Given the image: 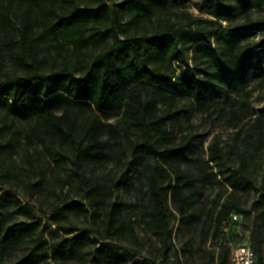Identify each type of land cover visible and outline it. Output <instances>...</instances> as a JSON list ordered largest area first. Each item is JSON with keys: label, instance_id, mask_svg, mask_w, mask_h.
Returning <instances> with one entry per match:
<instances>
[{"label": "trees", "instance_id": "obj_1", "mask_svg": "<svg viewBox=\"0 0 264 264\" xmlns=\"http://www.w3.org/2000/svg\"><path fill=\"white\" fill-rule=\"evenodd\" d=\"M215 1L227 9L229 3L242 5L244 0ZM12 3L21 7L14 59L22 74L0 77V109L13 118H31V132L43 131L54 140L53 148H60L62 140L70 144L76 161L99 160L113 150L122 137L121 121L148 136L142 143L143 151L156 153L160 139L168 137V131L161 124L164 116L158 113V103L169 107L176 98L185 96L197 108L214 107L218 103L205 107L204 100L211 94L216 77L231 74L241 81L246 72L252 71L259 75L257 85L264 87V63L255 52L264 50V18L245 17L221 29L198 23L186 11L180 12L183 17L177 21L156 15L155 0H6L0 8V28L7 35L13 29L8 9ZM178 14L175 12L177 17ZM224 19L229 21L230 17ZM255 32L259 33L257 38L243 43V38ZM41 42L92 53L84 62L76 60L71 66L45 73L39 68ZM198 51L205 54L209 65L215 68L214 73L200 74L189 65L188 54L191 52L195 59ZM250 93V89L244 90L242 104L234 103L230 108L232 116L242 122L236 125L233 143L223 145L215 136L207 146V161L232 189L226 197L222 191L215 194L206 211L207 219L214 222L221 234L223 230L237 234L238 228L246 230L242 218L235 221L230 217L232 213H240L231 211L238 207L233 200L234 192L252 189L262 168L258 155H263L264 150V104L261 113L252 117L254 112L247 106ZM82 104L89 108V113L79 119L74 106ZM111 118L118 120L111 122ZM190 144L191 139L184 134L176 143L177 152L182 153ZM137 163L135 160L128 167L125 179L121 180L124 187L139 172ZM151 169L146 178L149 223L158 232L168 234L164 200L170 196L181 212L190 201L183 185L193 188L191 194L197 193V188L190 178L181 182L180 172L176 173L173 184L164 186L162 180L169 177L168 169L162 164ZM260 189L262 196L253 205L257 213L248 237L256 255L255 264H263L264 172ZM71 203L86 211L79 201ZM8 206L36 217L32 207L21 204L8 190H3L1 216L4 217L3 209ZM120 207V203L112 204L108 225L116 219ZM60 228L61 233L50 231L53 233L50 260L41 264L79 261L85 257L88 262L99 264H160L149 258L138 259L108 242L89 250L93 241L89 232ZM32 229L29 221L7 224L0 218V264H22L34 252L40 243L30 235ZM27 239L34 242L29 252L18 259L11 258ZM226 256L225 250L220 263L226 261ZM175 260L178 262L177 254Z\"/></svg>", "mask_w": 264, "mask_h": 264}, {"label": "rangeland", "instance_id": "obj_2", "mask_svg": "<svg viewBox=\"0 0 264 264\" xmlns=\"http://www.w3.org/2000/svg\"><path fill=\"white\" fill-rule=\"evenodd\" d=\"M4 2L6 0H0V8ZM227 7L218 6L215 0H155L154 3L156 15L177 21L183 17L180 12L186 11L197 18L198 23L221 29L241 22L245 17L264 18V0H244L242 5L231 2ZM8 9L13 29L7 35L0 28V77L22 74V68L14 59L21 7L12 3ZM175 12L179 13L178 17ZM226 16L230 17L229 21L224 19ZM258 36L259 33L255 32L243 38V43ZM255 52L264 63V50ZM90 53L41 42L38 45L39 68L45 73L55 72L61 66H71L76 60H88ZM188 62L200 74L215 72L201 51L197 52L195 59L190 52ZM177 67L175 63L174 68ZM258 81L259 75L252 71L246 72L241 81L231 74L214 78L212 92L204 100L205 107L218 103L214 107L197 108L185 96L176 98L169 107L159 102L158 113L164 116L161 124L168 131V137L160 139L156 153L143 151L141 146L148 136L121 121L119 142L113 150L95 161H76L70 144L62 140L60 148H53L54 140L43 131L31 132V118H13L0 109V193L8 190L21 204L32 207L36 215L30 217L17 211V207L8 206L3 209L4 217L0 215V218L7 224L31 222L33 229L30 235L40 243L22 264H41L50 260L53 236L50 231L61 233L60 226L89 232L93 240L89 250L101 242H108L122 247L138 259L149 258L160 264H222L221 254L226 250L223 264H227L230 249L248 239L255 220L257 211L253 205L262 196L260 184L264 172V150L261 152L263 155H258L262 159V168L258 170L253 188L243 193L234 192L233 196L238 207L231 211L242 214L246 230L238 234L223 230L221 234L214 222L207 219L206 211L215 194L222 191L226 197L232 189L219 178L214 165L207 161V146L215 136L223 145L233 143L236 125L240 126L242 122L232 116L230 108L234 103L242 104L244 90H251L247 106L254 112L252 117L261 113L264 87H259ZM74 110L79 119L89 113V108L83 104L75 105ZM117 120L110 119L111 122ZM184 134L191 139V144L179 154L176 143ZM135 160L139 172L131 184L124 187L121 180L125 179L128 167ZM160 164L169 171V177L162 180L164 186L173 184L176 173L180 172L181 182L190 178L197 188V193L191 194L193 188L183 185V192L190 195V201L181 212L170 196L164 200L168 234L154 229L148 215L146 178L152 172V166ZM74 201H79L86 211L75 208L71 203ZM114 202L120 203L121 207L116 219L108 225L107 217ZM59 208H62L61 212H58ZM105 236L108 238H103ZM32 244L34 242L27 239L11 258L23 257ZM60 264L99 263L88 262L85 257Z\"/></svg>", "mask_w": 264, "mask_h": 264}, {"label": "built area", "instance_id": "obj_3", "mask_svg": "<svg viewBox=\"0 0 264 264\" xmlns=\"http://www.w3.org/2000/svg\"><path fill=\"white\" fill-rule=\"evenodd\" d=\"M231 219L235 221H240L242 214L232 213ZM239 233H241V228H238ZM246 232V231H245ZM262 255H263V264H264V243L262 246ZM256 255L252 247L250 246L248 239L243 240V242L233 246L228 254V263L227 264H255Z\"/></svg>", "mask_w": 264, "mask_h": 264}]
</instances>
